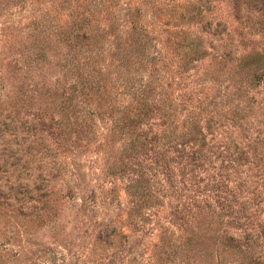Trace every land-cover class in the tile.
<instances>
[{
    "label": "rangeland",
    "instance_id": "1",
    "mask_svg": "<svg viewBox=\"0 0 264 264\" xmlns=\"http://www.w3.org/2000/svg\"><path fill=\"white\" fill-rule=\"evenodd\" d=\"M196 1H92L91 9L98 2L105 6L95 12V20L102 25L115 13L124 19L126 14L138 10L146 18L145 25L152 31L153 40L149 52L141 58L135 47L109 46L108 41L114 37L106 34L100 39L106 41L94 77L105 90L101 94L92 90L89 95L84 91L79 100L83 113L91 115L85 128L92 135L82 138L73 132L57 137V131L49 128L50 117L32 118L33 112L25 108H17L13 114L15 129L25 128L22 124L26 122L30 135L35 136H29L20 146L25 152L19 162V169L24 165L20 173L11 166L18 163L13 149L21 141V131L16 136L10 132L12 135L0 137L1 195L16 209L13 217L0 220V256L6 254L9 264H163V255L154 262L160 255L156 251L162 240L160 233L171 231L175 236L186 237L188 225L183 221L190 220L195 212L207 217L210 216L207 213L222 215V225L216 221L214 226L209 225L210 218L195 216L193 226L201 225L200 240L204 245L210 243L208 231L214 229L210 231L212 237L216 227L218 236L230 237L240 231L236 230L237 219L242 216L240 206H248V213H252V223L241 220L243 225L264 226V81L251 89L245 76L233 67L222 73L212 69L221 54L228 55L226 59L236 64L248 53H264V24H254L264 0H243L246 4L241 20L233 18L229 0H202L206 12L195 29L203 34L206 49L203 56L186 54L184 48L175 46L172 34L163 32L174 30V26L166 25L167 20L161 19L157 12L158 7L189 6ZM84 5L83 0H29L23 6L5 9L0 14V51L18 28L26 27L35 17L45 15L49 26L75 20L81 23L79 15ZM189 13L194 11L189 9ZM207 21L213 25L220 23L229 36L220 40L216 33L208 34L204 28ZM5 58L0 54L3 66L12 60ZM151 58L156 60L148 62ZM45 71L46 68L42 72ZM59 73L61 80L66 79V89L75 81L80 83L75 75L68 77L67 71ZM125 77L133 79L136 87L153 78L151 104L160 108L164 96L170 104H176L179 118L174 126L165 128L153 112L136 127L114 132L116 125H128V119L143 109L137 103V95L125 90L121 82ZM118 78L121 81H116ZM50 79L54 83L56 76L51 75ZM237 101L246 110L237 112ZM69 119L73 126L81 122L76 113H71ZM185 121L200 128L204 156L198 152L199 138L185 147L178 145L180 141L168 147L155 142L163 130L168 137L181 134L179 130ZM131 141L138 142L140 156L136 160L132 151L122 155L124 172L111 174L104 166L106 153L112 160L122 150H128ZM28 146L31 149L27 150ZM119 164L118 159L116 165ZM46 167L51 171L48 177L51 196L45 200L58 209L54 214L57 223L52 224H48L43 212L28 217V209L43 204V194L36 191L42 188L41 181L36 177ZM131 184L137 186L138 192L131 189ZM199 220L202 223L196 224ZM113 230L123 233L126 240L110 243L107 236ZM190 230L189 238L194 237ZM168 264L197 263L188 255L184 263Z\"/></svg>",
    "mask_w": 264,
    "mask_h": 264
},
{
    "label": "trees",
    "instance_id": "2",
    "mask_svg": "<svg viewBox=\"0 0 264 264\" xmlns=\"http://www.w3.org/2000/svg\"><path fill=\"white\" fill-rule=\"evenodd\" d=\"M28 1L0 0V14L5 9L15 8L19 5L23 6ZM92 1L88 3V0L86 2L83 0L85 5L79 15V19H82L81 23L75 20L73 22H66L65 24L60 22L49 26L45 20V15L40 16V18L35 17L32 19L33 21L31 19L28 21L26 27L18 28V31L11 39L12 41H6L0 51L1 55L6 56L5 59L7 61L9 58L12 59L5 66L0 64V137L5 134L12 135L10 132H15L14 136H16L18 131H21L19 133L21 135V141L15 143L16 148L13 149L15 153L14 157H16L15 160L18 163L11 166L16 167L17 173L21 172V168H24V165H21L19 169V162H21L25 155L24 150L20 146L28 140L29 136H35L30 135V129L26 126V122L22 124L25 128L21 130L15 129L13 124L16 121L13 114L17 112V108H25L27 112H33L30 113L32 114V118L45 119L50 117L49 128L57 131V137L67 136L73 132L82 138L84 136H90L93 133H90L85 127L91 115H85L83 113V104L79 100L82 98L84 91L89 95V92L92 90L98 94H101L105 90L101 86L100 81L94 77L96 64L98 65L99 60L102 59L101 56L104 52L102 47H104L106 41V38L101 41L100 39L104 38L106 34L109 37H114L112 41H108L110 42L109 46H113L114 44L116 47H135L141 58L145 57L147 52H149L153 40L152 34L150 33L152 31H148V27L145 25L146 18L139 14L140 12L138 10L135 13L126 14L124 19H120L115 13V16H112L102 25L95 20V12H98L99 8L105 6L101 2H98L95 3L94 9H91ZM201 2L202 0H197L194 4L190 3L189 6L187 4L186 6L166 5L163 8L158 7L157 10L161 19L167 20L166 25L174 26V30L163 31L164 34L166 32L171 33L173 40H175V46L184 48L186 54L196 56L206 54L202 37L203 34L196 32L195 29V24L201 22V18L206 12L203 10ZM229 4L233 18L241 20L244 15V5L246 3L243 0H229ZM189 9L194 11V13H189ZM118 21L122 22V24H118ZM176 23L181 26L179 28L178 26L176 27ZM183 24L186 26H182ZM254 24H264V5L262 10L259 9V17ZM253 25H250V27L252 28ZM204 28L208 34L216 33L217 35L215 36H218L220 40L224 36H229V33H226V30L222 29L220 23L213 25L212 22L207 21ZM80 31L81 34H79ZM12 48H17V50L12 51ZM82 54L85 56L80 58ZM227 56L221 54L218 59H215L212 69L216 73H222L225 68L233 67L234 70L236 69V71H239L240 74L245 76L251 89H256V86L264 81L263 52L255 51L248 53L246 56L240 57L236 64L232 60L226 59ZM155 60L156 58H151L148 62L152 63ZM44 68H46V71L43 73ZM102 69L105 71V68ZM61 70L67 71L68 77L75 75L76 80H80V83L75 81L74 84L71 83L66 89V83L64 82L66 79L61 80L59 78V72ZM250 70H252L251 73ZM50 74L56 76L54 83L50 79ZM121 79L118 78L116 81H121ZM123 79L121 82H124L125 90L130 89L133 95H137V103L143 109L140 114L137 109L138 113L132 119H128L130 122L128 125L126 123L116 125L114 132H123L128 126L136 127L144 118L149 117V114L153 112H156L159 119L162 120V126L165 128L174 126V123L179 118L177 117L176 104H170L167 96L163 97L160 108L156 106L154 108V105L151 104L149 96L153 91V78L150 77L143 85L141 84L137 87L132 82L133 79L126 77ZM237 102V106L235 107L237 112L246 110L247 107L243 106L241 102ZM71 113H76L81 118V122L75 123L74 126L71 125L69 119ZM183 125V129L179 130L182 132L181 134L175 135L173 133V137H168L164 134L165 131L163 130L159 134V139L155 140V142L168 147L171 143L174 144L175 141H180L178 145L180 147L184 145L183 147H185L194 138H199L197 142L200 143L199 147L201 148H199L198 152L200 156H204L203 150L205 149V143L204 138H201L202 133L198 125L196 126L194 123L189 124L188 121L183 122ZM11 126L13 128L12 130L10 129ZM2 128H4V131ZM174 131H177V129L174 128ZM88 139L90 138L88 137L85 140ZM137 144V141H131L129 149L122 150L117 154L119 156L114 157L112 160H109L108 154L106 153V160L104 161L105 168L111 174H115L117 171L124 172L122 155H126L127 152L132 151L131 154L137 160V156H140L137 152ZM31 147L28 146L27 150L31 149ZM118 159L120 161L119 166L116 165ZM137 165L140 166V162H137ZM12 172L14 171L12 170ZM3 173H8V171H4ZM49 175H51V171L46 167L40 170V174L36 177L37 180L41 181L42 188L36 191L43 194V204L40 208L32 206L28 209V217H33L38 215L39 212H43V217L47 220L48 224H52L57 223L58 217L54 214L58 213V209L52 207L51 203L45 200L51 196L48 194ZM7 177L9 178V176ZM148 183L149 181L146 182V185ZM32 184L34 185L35 182L32 181ZM130 187L134 192H138L136 189L137 186L134 184H131ZM33 192L34 190L32 189ZM144 193L145 190L140 191V195L143 196ZM1 194L0 186V220H3L8 217H13L16 209ZM240 207L238 211L242 213V216L237 219L236 226V230L240 229V231L230 234V237L226 236L227 234L225 236H218L216 234L219 229L216 227L215 233L211 237V232L214 231V229H211V232L208 231L211 237H209V245H204L202 240H200L201 225L194 227L195 222L193 220L196 219L195 216H200V218H210V226H214L217 222L222 225L221 214L207 213L210 215L207 217L204 213H193L190 220L186 219L183 221L184 225H188L185 231L186 234H184L186 237L175 236L171 231L161 232V243L159 246H156V251L158 249L160 255L156 256V259L154 258V262H157L163 255L165 256L163 264L173 263V261L184 263L187 260V256L189 255L190 258V255H192L197 264H264V226L256 225V227H253V225L248 226V223L247 225H243L241 220H250L251 222L252 213H248V206ZM235 220L236 218H234ZM200 223H202L201 220L196 222V224ZM189 229H192L190 230V234H194V237H187L189 235ZM107 238L110 240V243L119 242L118 239L126 240L123 233L114 230ZM160 250L162 251L161 253ZM5 258L6 254L0 256V264H9L10 261Z\"/></svg>",
    "mask_w": 264,
    "mask_h": 264
}]
</instances>
